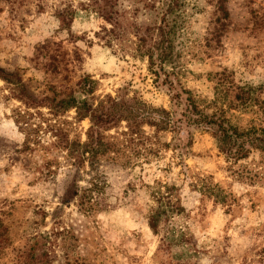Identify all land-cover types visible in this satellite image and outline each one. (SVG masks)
<instances>
[{
    "label": "rangeland",
    "instance_id": "obj_1",
    "mask_svg": "<svg viewBox=\"0 0 264 264\" xmlns=\"http://www.w3.org/2000/svg\"><path fill=\"white\" fill-rule=\"evenodd\" d=\"M167 1L0 0V264H264V151L221 152L209 123L264 129V0H182L176 66L157 77L131 40ZM103 5L125 30L114 44ZM69 97L173 127L126 112L98 127L106 153L75 159L65 144L80 152L92 121L51 108ZM160 185L182 210L154 232Z\"/></svg>",
    "mask_w": 264,
    "mask_h": 264
},
{
    "label": "trees",
    "instance_id": "obj_2",
    "mask_svg": "<svg viewBox=\"0 0 264 264\" xmlns=\"http://www.w3.org/2000/svg\"><path fill=\"white\" fill-rule=\"evenodd\" d=\"M111 5L106 7H95L94 11L103 14L102 16L111 24V27H104V38L107 42L114 44L115 41H120L124 35L125 30L122 28L120 21L118 19L119 12L115 10ZM160 17V21L152 26L146 27L142 30L137 27L134 32L135 40H131L134 45V54L136 56L145 57L149 61V66L151 70L155 73L157 77H160L162 72L168 73L166 66L170 64L172 68L176 66V59L174 55L175 49V37L177 30L183 24L180 20L182 18V0H168L165 9L163 7ZM65 18V24H69L72 20L69 19V13L63 14ZM2 76V75H0ZM7 79L6 77H4ZM83 91L88 92L90 90L83 89ZM54 105L51 107L53 109L59 110V112H67L71 108L76 109L77 119H83L89 117L92 121V126L90 128L88 141L81 145L82 150H78L75 147L76 142H67L65 148L68 149L71 157L77 159L80 156V160L88 158L89 161L94 162V160L101 153H106L107 148L103 143V151L100 149L102 143L100 141V133L98 127L100 128L102 124L107 122H112L115 119L122 120L124 118H129L126 112H134L137 118L143 120L142 123L146 122L151 126L157 127L160 130H168L172 125V120L169 117H162L155 112H159L160 109L153 108L150 113H145L147 108L138 107L127 108V109H115L114 107L119 104L118 101H114V107L111 110L105 111L103 109L100 112L97 108H93L91 104L87 101H82L76 97L62 98L59 100H53ZM141 105L146 106L144 102L140 101ZM28 105V104H27ZM29 107V106H28ZM224 112V110H222ZM162 112L169 114L165 109ZM222 113V112H221ZM222 115V114H221ZM140 123V122H138ZM209 123H212L215 127V137L219 141V148L221 152L232 154L236 159H243L249 156L253 149L259 151H264V129L261 133H256L258 130L256 127L241 129L237 125L231 123L229 118L224 115L218 117L217 119L213 116ZM25 126H29V122H23ZM137 126V123L135 124ZM175 125V123H174ZM96 134V135H94ZM76 157V154H78ZM204 193L208 192L209 196L218 198L219 189L216 186H211L205 184ZM157 187L153 192L156 206L151 209L149 213V226L154 232H157L162 218L171 217L174 213H179L182 208L177 205V202L173 201V189L175 186L165 185ZM217 189V190H216ZM218 191V192H217Z\"/></svg>",
    "mask_w": 264,
    "mask_h": 264
}]
</instances>
